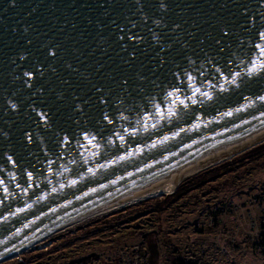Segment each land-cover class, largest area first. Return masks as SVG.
<instances>
[{
	"label": "water",
	"instance_id": "obj_1",
	"mask_svg": "<svg viewBox=\"0 0 264 264\" xmlns=\"http://www.w3.org/2000/svg\"><path fill=\"white\" fill-rule=\"evenodd\" d=\"M264 0H0V263L264 134Z\"/></svg>",
	"mask_w": 264,
	"mask_h": 264
},
{
	"label": "rangeland",
	"instance_id": "obj_2",
	"mask_svg": "<svg viewBox=\"0 0 264 264\" xmlns=\"http://www.w3.org/2000/svg\"><path fill=\"white\" fill-rule=\"evenodd\" d=\"M43 243L0 264L132 258L139 250L152 264H264V142L187 177L172 194L96 216Z\"/></svg>",
	"mask_w": 264,
	"mask_h": 264
},
{
	"label": "bare ground",
	"instance_id": "obj_3",
	"mask_svg": "<svg viewBox=\"0 0 264 264\" xmlns=\"http://www.w3.org/2000/svg\"><path fill=\"white\" fill-rule=\"evenodd\" d=\"M262 142H264V134L212 156L177 167L124 196H121L113 201H110L102 206L73 218L72 220L57 228L53 233L85 222L96 216L119 210L121 208L143 202L150 198L158 197L160 195L172 194L176 190L178 184H180V182L187 177L232 159L233 157L243 153L245 150Z\"/></svg>",
	"mask_w": 264,
	"mask_h": 264
},
{
	"label": "built area",
	"instance_id": "obj_4",
	"mask_svg": "<svg viewBox=\"0 0 264 264\" xmlns=\"http://www.w3.org/2000/svg\"><path fill=\"white\" fill-rule=\"evenodd\" d=\"M52 235L53 234L39 241L32 248L36 246L42 247L44 245L43 242L49 239ZM134 249L138 250L136 248ZM64 264H152V263L149 262V256L147 252L139 250V253L134 252V256L132 258L128 256H124L122 253L121 254L118 253L117 256H115L114 258L113 257L106 258L104 256L97 255L83 259H76L73 261L66 262Z\"/></svg>",
	"mask_w": 264,
	"mask_h": 264
},
{
	"label": "trees",
	"instance_id": "obj_5",
	"mask_svg": "<svg viewBox=\"0 0 264 264\" xmlns=\"http://www.w3.org/2000/svg\"><path fill=\"white\" fill-rule=\"evenodd\" d=\"M174 264H188V263H186V262L183 261V260H176V261L174 262Z\"/></svg>",
	"mask_w": 264,
	"mask_h": 264
},
{
	"label": "snow or ice",
	"instance_id": "obj_6",
	"mask_svg": "<svg viewBox=\"0 0 264 264\" xmlns=\"http://www.w3.org/2000/svg\"><path fill=\"white\" fill-rule=\"evenodd\" d=\"M261 68H264V65H261Z\"/></svg>",
	"mask_w": 264,
	"mask_h": 264
}]
</instances>
